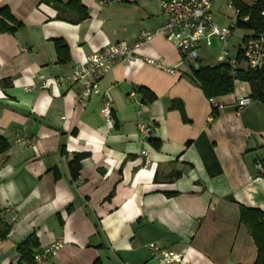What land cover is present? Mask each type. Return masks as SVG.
<instances>
[{"label":"crops","instance_id":"0c3cea01","mask_svg":"<svg viewBox=\"0 0 264 264\" xmlns=\"http://www.w3.org/2000/svg\"><path fill=\"white\" fill-rule=\"evenodd\" d=\"M76 1L86 12L79 23H71L72 9L59 20L41 0H0L21 25L0 33V136L9 143L0 155V216L12 226L0 240V264H16L17 245L31 234L38 249L64 242L47 264H161L149 244L179 254L181 264H253L257 249L238 205L264 211V105L235 81L233 93L212 98L213 108L191 63L157 36L134 62L115 64L81 108L80 85L67 79L73 67L109 44L136 42L166 16L161 0ZM220 1L212 18L227 27L235 10L233 19L220 13ZM57 39L68 50L65 64ZM218 51L216 39L200 45L198 68L218 66ZM147 58L184 68L171 75ZM104 95L112 124L101 114ZM239 98L249 99L241 110ZM139 122L150 126L149 138L138 134ZM76 154L85 158L73 180L68 162Z\"/></svg>","mask_w":264,"mask_h":264},{"label":"built area","instance_id":"2783aa9c","mask_svg":"<svg viewBox=\"0 0 264 264\" xmlns=\"http://www.w3.org/2000/svg\"><path fill=\"white\" fill-rule=\"evenodd\" d=\"M118 1L101 0L100 3ZM212 5L213 0H161L159 7L165 14L166 21L159 29L152 32H140L138 40L132 44L124 40L109 44L91 54L85 62L73 67L72 73L67 79L80 85L76 94V103L81 108L85 107L91 96L100 94L99 83L115 64L134 62L139 48L157 36L163 37L172 44L191 63L192 69L198 68L196 60L199 46L203 45L209 48L214 39L219 44L216 61L219 65L228 66L233 77L236 76L237 71L242 66L252 71L264 69V30L257 34L249 33L245 36H235L239 43L231 46L230 40L234 37V22L227 27L215 23L212 18ZM236 15L237 12L235 11V17ZM261 15L263 16L264 12ZM239 54L242 57L241 60L237 58ZM144 62L163 69L171 75L178 74L184 68V62L173 67H162L161 63L148 58L144 59ZM130 96L133 97V94ZM209 103L213 108L218 107L213 99H209ZM248 104V98H239L236 102L237 110L243 109ZM101 114L109 124H112V106L107 95L103 97ZM137 130L143 139L149 138L151 128L148 124L137 123ZM257 168L261 171V166L257 165ZM15 220L16 216L13 215L11 221L14 222ZM63 246L64 242L57 240L36 250L33 254V264H47L48 260L56 256ZM148 248L157 254L161 264H181L179 254L160 250L154 244H149Z\"/></svg>","mask_w":264,"mask_h":264},{"label":"trees","instance_id":"16d2710c","mask_svg":"<svg viewBox=\"0 0 264 264\" xmlns=\"http://www.w3.org/2000/svg\"><path fill=\"white\" fill-rule=\"evenodd\" d=\"M41 2L54 7L57 10L56 18L59 20H64L62 14L66 9H72L77 15L76 19L70 20L71 23H79L86 17L85 8L76 0H71L66 5L56 0H41ZM226 2L237 12L234 21V30L240 29L253 34L260 33L264 30V15H261L264 12V0H253L250 4L245 0H226ZM2 19L9 21L14 26L10 27ZM20 27L21 25L13 20L7 9L3 8L0 10V33H12ZM54 45L59 63H67L69 56L65 43L57 39L54 40ZM237 58L238 60L242 59L240 54ZM191 75L207 99L233 93L234 82L241 81L249 85L250 99L264 105V69L252 71L241 67L237 71L236 76L233 77L229 67L226 65H218L215 67L203 66L192 69ZM143 94L145 95L146 92L143 91ZM148 100L150 101L151 98ZM172 106L173 108L177 107L182 117H184L181 104L176 105L173 103ZM8 149V141L0 136V155L6 153ZM84 158L85 155L76 154L68 162L69 173L73 180L77 178L80 170V162ZM260 177L264 179V163L262 164ZM238 210L239 222L246 228L257 249L256 260L253 264H264V211L249 209L241 205H238ZM11 229L12 226L5 223L0 216V240H4ZM38 247V240L34 234L25 238L17 245L16 252L18 254V261L16 264H33V254Z\"/></svg>","mask_w":264,"mask_h":264},{"label":"rangeland","instance_id":"374dc122","mask_svg":"<svg viewBox=\"0 0 264 264\" xmlns=\"http://www.w3.org/2000/svg\"><path fill=\"white\" fill-rule=\"evenodd\" d=\"M220 1V0H219ZM248 4H250V3H252L253 2V0H245ZM220 13H223V11H225L227 14H229L230 15V17H231V19H233L234 18V9L232 8V7H230L229 8V6L227 5V3H226V1L225 0H221L220 1ZM213 10H215L214 11V15L213 16H215V15H219L218 14V12H216V9L214 8ZM235 19H233V21H234ZM233 33H234V37L230 40V43L231 44H238L239 43V41L236 39V37L235 36H245V35H247V34H249V32H246V31H244V30H240V29H235L234 31H233ZM214 51H213V49H209L208 51H206V53L208 54V55H210V54H212ZM242 68H245L244 66H242Z\"/></svg>","mask_w":264,"mask_h":264},{"label":"water","instance_id":"95a60500","mask_svg":"<svg viewBox=\"0 0 264 264\" xmlns=\"http://www.w3.org/2000/svg\"><path fill=\"white\" fill-rule=\"evenodd\" d=\"M254 144V141H253V139H251L250 141H249V147H251V145H253Z\"/></svg>","mask_w":264,"mask_h":264}]
</instances>
